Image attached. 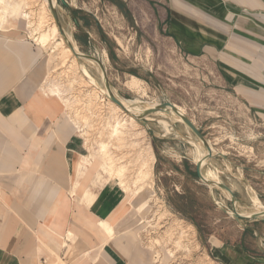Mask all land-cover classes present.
Instances as JSON below:
<instances>
[{"label": "rangeland", "instance_id": "rangeland-1", "mask_svg": "<svg viewBox=\"0 0 264 264\" xmlns=\"http://www.w3.org/2000/svg\"><path fill=\"white\" fill-rule=\"evenodd\" d=\"M66 1L68 7L60 2L59 6L68 36L76 41L80 52L104 63L114 94L129 107L170 103L187 115L210 141L213 153H222L230 160L223 163L222 158H217L213 169L217 171L211 170L210 181L219 179L234 188L244 215L259 212L264 205V124L252 119L246 108L237 104L212 61L186 56L162 29L153 12L158 0ZM6 2L12 5L0 2V29L23 28L27 38L41 44L47 60L43 89L62 100L65 117L79 130L82 155L91 156L95 169L83 179L94 177L95 187L97 183H107L126 197L131 204L126 222L134 221L128 228L139 236L143 246L154 251L159 263L221 264L208 251L206 235L214 233L220 240L238 243L242 226L213 207L208 188L187 178H159L154 168L155 155L157 159L184 156L198 162L204 155L201 142L186 125L172 122L177 116L163 112L148 115L145 127L117 109L105 95L101 69L77 62L59 32L47 0ZM43 36L46 42L39 43ZM82 69L101 84L102 91L88 81ZM159 137L178 141L167 142ZM163 163L165 169L175 166L166 158ZM174 185L183 186L187 198H178ZM215 197L232 210L226 193L217 189ZM169 203L186 215L174 213ZM246 225L261 232L264 238V223ZM71 239L70 236L68 240ZM243 241L253 253H258L259 247L264 249V242H258L249 232ZM47 250L50 258L46 264H68L60 259L58 248Z\"/></svg>", "mask_w": 264, "mask_h": 264}, {"label": "crops", "instance_id": "crops-1", "mask_svg": "<svg viewBox=\"0 0 264 264\" xmlns=\"http://www.w3.org/2000/svg\"><path fill=\"white\" fill-rule=\"evenodd\" d=\"M154 6L180 50L212 61L237 104L264 124V0H158ZM15 28L0 29V264H46L47 247L58 248L68 264H161L128 228L134 221L126 222V197L107 183L95 187L94 177L83 179L95 166L82 155L79 130L65 117L62 100L43 89L46 55L23 28ZM165 158L174 162L172 169H165ZM165 158L155 155L159 178L204 186L193 161ZM216 160L205 170L211 172ZM173 188L178 198H187L183 186ZM242 228L238 243L206 235L208 251L221 264H264V249L253 253L243 241L249 232L264 242L261 232Z\"/></svg>", "mask_w": 264, "mask_h": 264}, {"label": "water", "instance_id": "water-1", "mask_svg": "<svg viewBox=\"0 0 264 264\" xmlns=\"http://www.w3.org/2000/svg\"><path fill=\"white\" fill-rule=\"evenodd\" d=\"M47 1H48L50 10L52 12L53 18L56 22L58 29H59V32H60L61 36L63 37L67 46L73 52L74 56L80 62L82 60L93 61L100 67V69L103 73V85L106 88V90L108 91L110 100L112 102H114L116 105H118L126 114L134 117L137 122L141 123L145 127H148V125L146 123V118L148 117V115H152V114H155L158 112L166 113L167 111H169V109H172L175 113H177V115H179L182 118L183 123L190 129L192 134L202 143L204 149L207 152V155L203 159L199 160L198 162H195L196 174H197L198 181L202 185H204L208 188V190L210 192L211 200L214 203V205L220 211H222L224 214L230 216L232 219H234L237 223H239V225H241L244 228H246V223H248V222H264V211L260 214L258 213V214H254V215H250V216H243L242 214H240L238 212L237 206H240L241 202L237 198L234 191L221 180L219 183H217L215 181H210L206 178V176L204 175V170H205L206 166L208 165V163L212 159H216L219 157V158L224 159L228 163H230V160L228 159V157H226L225 155H222V154L214 155L212 148H211L210 144L208 143V140L205 138V136L202 134L201 130L196 126V124L187 115L186 116L181 115L180 111L173 104H170V103H165L164 105H159L155 108L149 109V111L142 113L140 116L135 115L131 110L126 108L124 106V104L116 97V95L113 92V88H112V85H111L109 77H108V71H107L104 63L99 58H96L94 56L80 52L78 46L76 48V44H75L74 40L69 38V36L66 32V29L64 28V25L62 23V18H61V14H60V6H59V2H60L62 4V6L68 7L67 1L66 0H56V2H54V0H47ZM160 138L165 139V140L168 139L166 137H160ZM229 174L233 178H236L232 171H229ZM217 189H220L222 192L229 195L230 202L232 203V210H229L228 208L224 207L216 199L215 192ZM251 203H252V201H251Z\"/></svg>", "mask_w": 264, "mask_h": 264}, {"label": "bare ground", "instance_id": "bare-ground-1", "mask_svg": "<svg viewBox=\"0 0 264 264\" xmlns=\"http://www.w3.org/2000/svg\"><path fill=\"white\" fill-rule=\"evenodd\" d=\"M17 1V0H16ZM0 2L1 3H7V5H12V3H8V2H6V0H0ZM54 2H56V0H54ZM1 6V5H0ZM8 7V6H7ZM10 8H13V7H10ZM13 13V12H12ZM48 14V13H47ZM6 18V17H5ZM54 23V22H53ZM56 23V22H55ZM0 28H2V23L0 22ZM57 32H58V30H56ZM67 32V31H66ZM59 33V32H58ZM68 34V33H67ZM70 38V37H69ZM45 39H47L45 36H43V37H41V38H39L38 39V41H39V43H42V42H46L45 41ZM41 45V44H40ZM45 45H47L46 43H45ZM47 47V46H46ZM77 48V47H76ZM71 50V49H70ZM71 52V51H70ZM73 53V52H72ZM74 55V54H73ZM53 57V56H52ZM53 58H55V57H53ZM75 58V57H74ZM76 60V59H75ZM78 60V59H77ZM77 62H79L80 64L81 63H83V64H91V65H94V66H96V67H98V68H100L95 62H93V61H87V60H82L81 62L78 60ZM80 64H79V66H80ZM78 66V67H79ZM82 73L85 75V77L88 79V81L92 84V85H94V86H96V87H98L97 89L98 90H100V91H102L103 89H102V87L100 86L101 84H99L98 83V81L90 74V72L88 71V70H86V69H82ZM86 79V80H87ZM84 80V79H83ZM102 81H103V73H102V79H101ZM101 82V81H100ZM102 83V82H101ZM103 84V83H102ZM134 84V83H133ZM135 84H137V83H135ZM103 87H104V85H103ZM104 90H105V95H106V97L108 98V99H110L109 98V94H108V91L106 90V88L104 87ZM116 95V94H115ZM116 97L121 101V99L118 97V95H116ZM111 101V100H110ZM122 102V101H121ZM114 103V102H113ZM123 103V102H122ZM124 104V103H123ZM159 105H164V104H158V103H146L145 105H142L141 107H140V109L138 108V107H129V106H127V105H125L124 104V106L126 107V108H128L129 110H131L135 115H137V116H140L143 112H142V110H144L145 108H147V107H153V108H155V107H157V106H159ZM116 108L117 109H119L120 107H118L117 105H116ZM122 112H123V110H121ZM124 114H125V112H123ZM164 113V112H163ZM162 113V114H163ZM166 115H168V116H170V117H174V116H177L178 118H176V119H172V122L174 123V122H176V123H181V124H183V125H185L184 123H183V121L180 119L181 117L179 116V115H177V113H175L174 111H167L166 113H165ZM128 115V114H127ZM181 115H184V114H181ZM128 116H130V115H128ZM186 116V115H185ZM130 117H132V116H130ZM151 117V116H150ZM180 117V118H179ZM134 118V117H133ZM165 118V117H164ZM163 118V119H164ZM135 119V118H134ZM167 119V118H166ZM165 119V120H166ZM136 120V119H135ZM149 119H147V121H148ZM150 120H152V119H150ZM168 120V119H167ZM166 120V121H167ZM161 121H163L162 119H161ZM171 121V120H170ZM171 122V123H172ZM171 123H169V124H171ZM168 126V125H167ZM168 127H170V128H172L173 129V127L170 125V126H168ZM168 127H167V132H169L168 131ZM169 128V129H170ZM165 133V132H164ZM166 134V133H165ZM166 136V135H165ZM197 142V141H196ZM200 143V142H199ZM208 143H209V141H208ZM197 144H198V142H197ZM202 144V143H201ZM200 144V145H201ZM210 144V143H209ZM199 145V144H198ZM211 146V145H210ZM202 147H203V145H202ZM200 148H201V146H200ZM202 149V148H201ZM200 149V150H201ZM203 150H204V155L206 156L207 155V152H206V150L204 149V147H203ZM202 150V151H203ZM201 153V152H200ZM217 154H222V153H219V152H216V154H214V155H217ZM203 155V154H202ZM202 156L203 158L205 157V156ZM223 155V154H222ZM202 158V159H203ZM112 164V163H111ZM114 165V164H113ZM224 166V165H223ZM121 171V170H120ZM214 171V170H213ZM215 171H217L216 169H215ZM214 171V172H215ZM122 174V173H121ZM214 174V173H213ZM204 175L206 176V178L208 179V180H210L208 177H209V175H210V170H204ZM214 177V176H213ZM217 177V176H216ZM215 179V177L213 178V180ZM215 181V180H214ZM218 181H219V179H218ZM218 181H215V182H217V183H219ZM74 195V194H73ZM228 195V194H227ZM229 196V195H228ZM252 200V199H251ZM255 202V201H254ZM261 203V202H260ZM259 205V204H258ZM256 206V205H255ZM253 207V206H252ZM255 208V207H254ZM237 209H238V212L240 213V214H242L243 216H246V215H244L242 212H241V205L240 206H237ZM255 209H257V208H255ZM142 210V209H141ZM264 211V205H262V206H260V211L258 212L257 211V213L256 214H260V213H262ZM144 212V211H143Z\"/></svg>", "mask_w": 264, "mask_h": 264}, {"label": "built area", "instance_id": "built-area-1", "mask_svg": "<svg viewBox=\"0 0 264 264\" xmlns=\"http://www.w3.org/2000/svg\"><path fill=\"white\" fill-rule=\"evenodd\" d=\"M168 253V252H167ZM158 256L156 255V258H157ZM169 257H172V256H170V254H169ZM169 262V261H168ZM44 263H45V261H44ZM161 264H163V263H161ZM168 264H170V262L168 263Z\"/></svg>", "mask_w": 264, "mask_h": 264}]
</instances>
